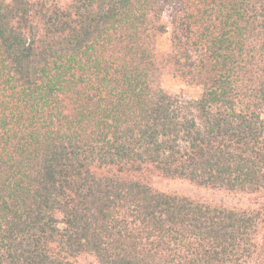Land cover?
Masks as SVG:
<instances>
[{"label": "trees", "instance_id": "trees-1", "mask_svg": "<svg viewBox=\"0 0 264 264\" xmlns=\"http://www.w3.org/2000/svg\"><path fill=\"white\" fill-rule=\"evenodd\" d=\"M0 264H264V0H0Z\"/></svg>", "mask_w": 264, "mask_h": 264}, {"label": "rangeland", "instance_id": "rangeland-1", "mask_svg": "<svg viewBox=\"0 0 264 264\" xmlns=\"http://www.w3.org/2000/svg\"><path fill=\"white\" fill-rule=\"evenodd\" d=\"M163 21L167 23V19ZM168 24V23H167ZM157 49L161 53H169L172 50L170 33L160 34L157 40ZM159 82L170 94L175 97L195 99L202 93V87L198 84H188L182 77L174 73H165L159 76ZM155 188L178 192L195 198L224 202L227 205L238 204L239 199L222 191L198 186L190 181L183 179H155Z\"/></svg>", "mask_w": 264, "mask_h": 264}]
</instances>
